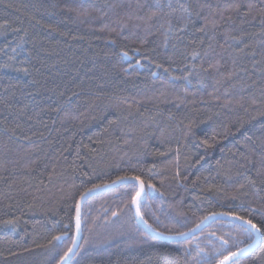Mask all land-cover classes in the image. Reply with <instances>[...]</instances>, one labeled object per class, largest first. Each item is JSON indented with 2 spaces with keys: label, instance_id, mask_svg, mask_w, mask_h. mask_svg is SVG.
I'll return each mask as SVG.
<instances>
[{
  "label": "trees",
  "instance_id": "obj_1",
  "mask_svg": "<svg viewBox=\"0 0 264 264\" xmlns=\"http://www.w3.org/2000/svg\"><path fill=\"white\" fill-rule=\"evenodd\" d=\"M121 177L163 233L252 220L239 264H264L262 0H0V264H58L81 195ZM135 190L85 201L71 264H219L254 240L225 220L156 239Z\"/></svg>",
  "mask_w": 264,
  "mask_h": 264
},
{
  "label": "snow or ice",
  "instance_id": "obj_2",
  "mask_svg": "<svg viewBox=\"0 0 264 264\" xmlns=\"http://www.w3.org/2000/svg\"><path fill=\"white\" fill-rule=\"evenodd\" d=\"M262 2H264V0H262ZM160 4V0H157V6H159ZM169 7L171 8L172 5L171 3H169ZM230 7H236L239 8L240 6L238 4H234V5H230ZM249 10L252 9L253 5L252 4H248L246 6ZM181 10H183L184 12H189V8L186 7L184 4L180 5ZM156 13H153L152 16H155ZM152 16L149 17V19H152ZM193 23V19L191 14L187 17L186 21H184L182 27L180 28V30H184L185 28L188 27L189 24ZM207 27V22L204 24V26L200 29V31H204L205 28ZM172 26L171 24H169V28L168 31L171 32ZM124 55L126 56L127 53H124ZM195 55V54H194ZM211 67V65H210ZM27 69H25L26 71ZM189 75H191V73H189ZM185 79H187V77H185ZM139 181L138 184V190H135V195L131 200V205L134 206L133 210L135 212L136 215L140 216L141 219H143V216L140 212V204L141 203H146V199L144 197H142V193L144 192V183L142 181H140L139 177H121L120 178V183H132L133 184V188H136V182ZM113 183H116L115 181ZM105 188L108 187V185L104 186ZM99 189V186H97L96 189H90L89 192H93V191H97ZM88 193H85V195H87ZM131 195V194H130ZM84 197H81V199H83ZM113 215H116V213H113ZM216 214H213V217L210 218H205L207 219H214ZM227 215V214H224ZM237 221H240V227L244 228V230L246 232H248L250 235L252 236H257L259 234H261V229L259 227H257L256 224L252 223V220H247L245 221L243 217H236L235 218ZM145 224H147V221H144ZM261 223H264V220L261 221ZM80 226H81V219H80V211H79V206H77L76 209V230H77V236H79V231H80ZM150 227V225H149ZM254 230V231H253ZM163 235V234H161ZM178 235L180 236H186L187 233H179ZM55 240H57L58 242L61 241L63 239V237H55ZM71 243H72V247H69L67 249V251L63 254V256L60 258V264H71V255H73V248L76 247V241L75 240H71V238H68ZM227 244L228 242L226 240L222 241L221 247L224 248L225 251H228L227 248ZM252 245H249V248H251ZM247 251V249H240L238 252H231L230 255L225 256L223 260L220 261V264H225V262H229V264H239V259L241 256H243V254ZM222 254V253H221Z\"/></svg>",
  "mask_w": 264,
  "mask_h": 264
},
{
  "label": "water",
  "instance_id": "obj_3",
  "mask_svg": "<svg viewBox=\"0 0 264 264\" xmlns=\"http://www.w3.org/2000/svg\"><path fill=\"white\" fill-rule=\"evenodd\" d=\"M140 181H142L140 179ZM114 182V181H113ZM113 182H110V183H107V184H104V185H101L99 186V189L97 191H93V192H89V190L85 191L81 197H84L83 199H81V197L79 198L78 200V203H77V206H79V211H80V219H81V226H80V231H79V236H77V230H76V213H75V231H74V240L76 241V247L73 248V255H71V261L72 259L74 258V256L76 255L78 249H79V246H80V240H81V231H82V218H81V215H82V208H83V205L85 203V201L94 196V195H97V194H100V193H103V192H106V191H109L111 189H114L118 186H121L123 184H126V183H120V178L115 180L116 183H113ZM143 182V181H142ZM144 183V182H143ZM139 184V181L136 182V185L138 186ZM105 185H108L107 188H105L104 186ZM145 186V184H144ZM97 187H94V188H91V189H96ZM85 193H88L87 195H85ZM145 193V188H144V192L142 193V197ZM132 208H134V206H132ZM77 209V207H76ZM134 211V210H133ZM141 212V210H140ZM142 214V213H141ZM213 214H216L215 215V218L214 219H205V218H210V217H213ZM224 214H227V215H224ZM134 215H135V218H136V221L142 226V228L149 234L151 235L152 237L156 238V239H159V240H162V241H166V242H179V241H184V240H187L193 236H195L197 233H199L208 223L212 222V221H215V220H225V221H231V222H234V223H237L240 225V221H237L235 218L236 217H240V216H237V215H233V214H229V213H212V214H209L207 215L198 225H196L195 227H193L192 229H190L189 231L187 232H184V233H187L186 236H180L178 234H168V233H163L161 231H158L156 230L155 228H153L148 222L147 224L144 223L145 218L143 217V219L140 218V216L136 215L135 212H134ZM143 216V215H142ZM245 221L249 220L247 218H244ZM253 223V222H252ZM255 224V223H253ZM150 225V227H149ZM254 231V230H253ZM163 234V235H161ZM261 241V234L257 235V236H254V240L243 246L242 248L240 249H247V251L243 254L246 255L248 253H251L253 252L259 245ZM249 245H252L251 248H249ZM72 247V246H71ZM239 249V250H240ZM239 250L235 251V252H238ZM242 257V256H241ZM240 257V258H241ZM60 264V262L58 263ZM220 264V263H219ZM225 264H229V262H225Z\"/></svg>",
  "mask_w": 264,
  "mask_h": 264
}]
</instances>
